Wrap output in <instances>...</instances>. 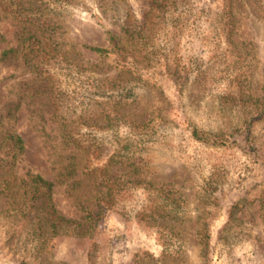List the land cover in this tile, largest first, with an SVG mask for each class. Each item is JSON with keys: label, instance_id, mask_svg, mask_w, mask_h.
Here are the masks:
<instances>
[{"label": "rangeland", "instance_id": "374dc122", "mask_svg": "<svg viewBox=\"0 0 264 264\" xmlns=\"http://www.w3.org/2000/svg\"><path fill=\"white\" fill-rule=\"evenodd\" d=\"M24 263L264 264V0H0V264Z\"/></svg>", "mask_w": 264, "mask_h": 264}, {"label": "trees", "instance_id": "16d2710c", "mask_svg": "<svg viewBox=\"0 0 264 264\" xmlns=\"http://www.w3.org/2000/svg\"><path fill=\"white\" fill-rule=\"evenodd\" d=\"M90 50L93 51V52H95V53H97V54H100V55H103V54H105V53L108 52L107 49H104V48H101V47H90ZM12 138H13L14 142L18 145V148L21 149L22 148V140H21L20 136L15 135ZM32 183H34L35 185H37V187H39V188L46 189V191H48V192L51 189V184L48 183L47 181H45L40 176L33 177Z\"/></svg>", "mask_w": 264, "mask_h": 264}]
</instances>
